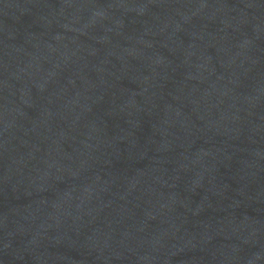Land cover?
<instances>
[{
    "label": "water",
    "instance_id": "water-1",
    "mask_svg": "<svg viewBox=\"0 0 264 264\" xmlns=\"http://www.w3.org/2000/svg\"><path fill=\"white\" fill-rule=\"evenodd\" d=\"M0 264H264V0H0Z\"/></svg>",
    "mask_w": 264,
    "mask_h": 264
}]
</instances>
